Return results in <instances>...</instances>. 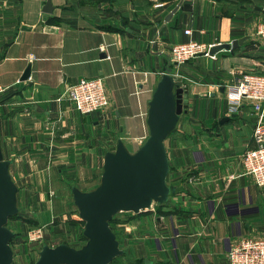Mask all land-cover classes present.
I'll return each mask as SVG.
<instances>
[{
    "label": "crops",
    "instance_id": "crops-1",
    "mask_svg": "<svg viewBox=\"0 0 264 264\" xmlns=\"http://www.w3.org/2000/svg\"><path fill=\"white\" fill-rule=\"evenodd\" d=\"M46 1L0 0V144L26 216L16 229L46 223L71 245L80 240L71 185L98 184L117 138L139 146L148 101L170 67L188 98L164 139L175 190L157 210L117 223L129 230L112 264H229L240 240L264 238V185L241 162L255 114L249 99L225 110V86L240 70L264 73L256 34L264 0H49L45 10ZM238 38L214 57L177 64L170 56L176 42ZM83 76L102 77L104 108L83 114L65 97Z\"/></svg>",
    "mask_w": 264,
    "mask_h": 264
},
{
    "label": "water",
    "instance_id": "water-1",
    "mask_svg": "<svg viewBox=\"0 0 264 264\" xmlns=\"http://www.w3.org/2000/svg\"><path fill=\"white\" fill-rule=\"evenodd\" d=\"M49 6L47 0L44 9L49 10ZM242 40L214 42L209 53L223 48L233 49ZM28 75L29 66L20 79ZM187 105V90L175 80L168 67L162 72L148 101V133L139 146L130 151L123 140L117 138L115 148L104 153L98 184L89 190L71 185L73 203L84 221L82 234L85 242L79 247L66 242L43 243L32 264H108L123 252L109 221L116 212L145 211L152 208L153 202L169 200L175 186L166 181L169 162L164 139L174 129ZM223 119L226 117L220 121ZM10 162L11 159L3 156L0 144V264L12 263L13 250L9 239L14 232L7 226V220L18 211V187L9 172Z\"/></svg>",
    "mask_w": 264,
    "mask_h": 264
},
{
    "label": "built area",
    "instance_id": "built-area-1",
    "mask_svg": "<svg viewBox=\"0 0 264 264\" xmlns=\"http://www.w3.org/2000/svg\"><path fill=\"white\" fill-rule=\"evenodd\" d=\"M184 32L190 34L191 29L186 27ZM256 34L264 43V20L258 23ZM213 43H204L196 39L176 42L170 48L171 59L178 64L198 54L214 57L215 53H209V48ZM65 97L77 111L83 114L102 109L109 101L101 76L79 77L67 85ZM243 99L251 101L256 120L252 130L254 145L243 151L241 155L242 167L246 173L253 177L256 184L264 185L263 72L252 69L240 70L235 79L225 86V110L228 113L235 112ZM43 232V227L36 224L28 228L26 237L28 240H39L43 236ZM227 257L229 264H264V238H243L229 249Z\"/></svg>",
    "mask_w": 264,
    "mask_h": 264
},
{
    "label": "rangeland",
    "instance_id": "rangeland-1",
    "mask_svg": "<svg viewBox=\"0 0 264 264\" xmlns=\"http://www.w3.org/2000/svg\"><path fill=\"white\" fill-rule=\"evenodd\" d=\"M166 181H168V180L166 179ZM69 200H70V202H72V206L74 207V211L77 215V217L73 221L76 222L78 225L77 232H78L79 239H80L79 241L74 242L73 246L79 247L82 243L85 242V238L81 237L84 221L78 215V210L76 208V205L73 203L72 197ZM165 203L153 202L152 205L157 210L158 207H160V204L163 205ZM152 209L153 208L145 210V211H140V212H133L131 210H128V211L122 210V211L116 212L112 216V218L109 221V225H110L111 229L115 232V235H116V238L119 242L120 248L123 249L125 247V244H124L125 235H128L127 231L129 229L127 228V226L117 225V223H120L122 221H126L130 218H134L135 216H139L142 213L150 212ZM21 212L22 211H21L20 207H18V211L14 215H11L7 220V226L9 227V229H11L14 232L13 235L11 236V238L9 239V243H10L11 247H13V250L15 252V258L12 260L11 264H32L34 262V260L36 259V257L38 256V250L41 248L43 243H47L49 245H55L59 242L68 243L66 240H64V238H62V235L59 234L57 231L49 229V227H48L49 224H46V223H36V224H40L44 230L43 236L39 240H28L26 237V233L28 231V228L32 227L31 225H33V224L29 225L30 227H28L24 231H18L16 229L15 224H14V222H16L17 219H19V218H21V220L23 219L22 221H24V218L26 216L24 217V215H22ZM25 221H26V219H25ZM124 232H127V233H124ZM68 244H70V243H68ZM121 254H118L115 257H113V259L108 264H111L112 262L115 263L116 261H119L121 259V256H122Z\"/></svg>",
    "mask_w": 264,
    "mask_h": 264
},
{
    "label": "trees",
    "instance_id": "trees-1",
    "mask_svg": "<svg viewBox=\"0 0 264 264\" xmlns=\"http://www.w3.org/2000/svg\"><path fill=\"white\" fill-rule=\"evenodd\" d=\"M160 205H162V204H160ZM81 237H82V238H85V236H84L82 233H81ZM111 264H112V263H111Z\"/></svg>",
    "mask_w": 264,
    "mask_h": 264
}]
</instances>
